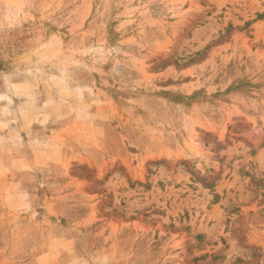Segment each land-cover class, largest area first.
Here are the masks:
<instances>
[{
    "label": "rangeland",
    "instance_id": "rangeland-1",
    "mask_svg": "<svg viewBox=\"0 0 264 264\" xmlns=\"http://www.w3.org/2000/svg\"><path fill=\"white\" fill-rule=\"evenodd\" d=\"M0 264H264V0H0Z\"/></svg>",
    "mask_w": 264,
    "mask_h": 264
}]
</instances>
